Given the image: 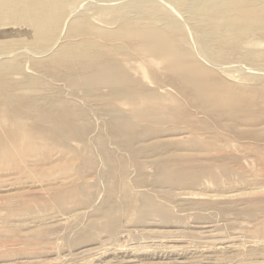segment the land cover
Returning <instances> with one entry per match:
<instances>
[{"label":"rangeland","instance_id":"1","mask_svg":"<svg viewBox=\"0 0 264 264\" xmlns=\"http://www.w3.org/2000/svg\"><path fill=\"white\" fill-rule=\"evenodd\" d=\"M201 1L0 0V264H264V0H235L245 19L225 8L231 22ZM22 6L37 20L16 24L34 29L6 21ZM190 61L250 110L184 116L196 110L167 80ZM141 91L167 99L138 108ZM225 113L219 123L240 120L239 142L207 123ZM183 161L216 180L165 184L161 166ZM150 200L169 217L133 209ZM35 211L57 218L19 223ZM35 233L45 238L26 241Z\"/></svg>","mask_w":264,"mask_h":264},{"label":"bare ground","instance_id":"2","mask_svg":"<svg viewBox=\"0 0 264 264\" xmlns=\"http://www.w3.org/2000/svg\"><path fill=\"white\" fill-rule=\"evenodd\" d=\"M238 1H240V0H238ZM238 1H235V0H205L204 2L206 3V5H208V6H213V7H217V4L216 3H219V4H221V8L220 9H222V10H219V12L222 14L221 16H222V18H224L226 21H228V22H231V21H236V20H238L236 17H234V16H230V15H228V16H225V8H228V11H231V9H233V12H235L236 13V15H237V17L238 18H240V19H245V17H244V12H243V8H242V6H239V7H234V4H236V2H238ZM253 0H249V2L251 3ZM193 2L195 3V4H201L203 1H201V0H193ZM210 4H212V5H210ZM233 7V8H232ZM214 10H216L215 8H213ZM20 11L23 13V15H24V18H16V19H14V18H7L6 19V21H10V22H12V24H10L11 25V27L12 28H22V27H26V28H28V27H31V28H35L34 26H28V25H26L25 23H22V25H20L19 26V24H16V21H24V22H26L27 24H30L31 22H33V21H35V20H37V16H30L29 14L31 13L30 12V10L29 9H26V6L24 7V6H22L21 7V9H20ZM19 19V20H18ZM152 39H156V40H159L158 38H156V37H153ZM82 40H75V41H73L74 43H79V42H81ZM150 43H153V42H150ZM16 49V52H18V53H20V54H22V53H24V47H17V48H15ZM6 52H1L0 51V57H2L4 54H5ZM7 54V53H6ZM99 68L101 69H103L104 68V71L105 70H108V69H112L113 71H115V72H117L118 73V71H119V69H118V67L114 64V63H107V64H104L103 65V67L102 66H99ZM172 68H175L176 70H177V72H176V74H175V76L173 77V78H170V79H168L167 80V82H168V84L170 83V85H172V87L174 88V90H175V93H176V96H178V95H180L182 98V100H183V98L188 102V104H189V106H191V108H193V109H195L196 110V113H192V112H189V111H185L184 112V116H186L187 118H195V116H202V114H205V112L206 111H208L209 110V108L210 109H212V108H214V107H220V108H224L226 111H228V109H230V108H232V107H236V106H239V107H242V110L244 111V110H250V109H247L246 108V106H245V104H244V102L243 101H241V99H238L237 97H238V95H239V91H237V90H232V89H230V90H227V91H224V89H223V84L220 82V81H217L216 79H214L213 77H212V72L211 71H209L207 68H205V67H203V66H201V65H199L198 63H191V61L190 62H185V63H180V64H174V66L172 67ZM171 68V69H172ZM187 70V71H186ZM139 100H140V102H142L140 105H136V104H134V106L135 107H138V108H145V105L146 104H151L152 102H158V103H164V102H161V101H159V100H151V99H167L165 96H161L158 92H154V93H146V92H143V91H141V93L139 94V96L137 97ZM137 100V99H136ZM178 100V99H177ZM179 101V100H178ZM166 102V101H165ZM241 105V106H240ZM262 109H264V106H263V108ZM224 116H229L228 115V113H225L222 117H220V118H218V119H212V120H207L208 122V124L210 125V126H213V128L214 129H216L217 130V132H223V133H228V135L229 136H231L232 137V139L234 140V141H237V142H239L242 138H243V136L245 137V132H238L237 131V127H239V124H240V120H237V119H229V120H227V121H225V124H221V123H219V120H223V117ZM136 116L135 115H132V116H126L125 114H121V115H119L118 117H117V120H114V121H117V122H122V124H125V123H128V124H133V118H135ZM71 126H72V124H70ZM249 140H256V138L255 137H253L252 136V138L251 139H249ZM254 142V141H253ZM251 145H253V144H251ZM255 145V144H254ZM260 146V145H259ZM248 148V147H247ZM246 148V149H247ZM257 148H258V146H257ZM250 149V148H249ZM253 149V148H252ZM254 149H255V147H254ZM255 150H257V149H255ZM264 151V150H263ZM253 152H255L254 150H253ZM256 153V152H255ZM254 153V154H255ZM256 155V154H255ZM262 155V154H261ZM264 155V154H263ZM91 157V156H90ZM250 157V156H249ZM165 158V157H164ZM231 158V157H230ZM260 158V157H259ZM93 159V158H92ZM91 159V160H92ZM95 160V159H94ZM93 160V161H94ZM95 161H97V160H95ZM89 162V161H88ZM258 162H260V160H258ZM172 163V162H171ZM90 164H91V162H90ZM168 163H164L162 166H161V168L162 169H165L166 170V176L167 177H165V176H163V178H160V179H162V181L166 184V183H168V184H173V183H175L176 182V184H179V185H192V184H194V183H196V182H198L201 178L202 179H206V178H208L209 177V180H211V182H214L215 180H216V178H215V174L213 173V172H211L210 170H209V172H206V171H208V169H201V168H197L198 166H197V163H195V162H185V161H183V162H178L175 166H173V168H171V167H169L168 165H167ZM229 164V163H228ZM203 165V164H202ZM236 165V164H235ZM229 166V165H228ZM231 166V165H230ZM90 167H91V165H90ZM254 167V166H253ZM93 168H94V166H93ZM256 169V168H255ZM102 170V169H101ZM107 170H109L108 168H107ZM111 170V169H110ZM238 170V169H237ZM94 171V170H93ZM240 171V170H239ZM255 171V170H254ZM257 171V170H256ZM255 171V172H256ZM259 171V170H258ZM261 171V170H260ZM96 172V171H95ZM228 172V171H227ZM264 172V171H263ZM106 173V172H105ZM229 173V172H228ZM173 175H175V176H173ZM227 175V174H226ZM260 175V174H259ZM258 175V177H260ZM263 175V174H262ZM113 176V175H112ZM174 177V181L175 182H173L172 180V178L170 179V177ZM263 177V176H262ZM261 177V178H262ZM114 179V178H113ZM220 179V178H219ZM228 179V178H227ZM229 180V179H228ZM259 180V179H258ZM263 180V179H262ZM122 182V181H121ZM210 182V181H209ZM86 183V182H85ZM226 183V182H225ZM224 183V184H225ZM246 183V182H245ZM262 183V182H261ZM87 184H88V182H87ZM209 184H211V183H209ZM223 184V185H224ZM78 185V184H77ZM101 185V184H100ZM188 185V186H189ZM203 185V184H202ZM205 185H206V183H205ZM79 186V185H78ZM81 186V185H80ZM103 187H104V185H102ZM118 186H120V184L118 185ZM255 186V185H254ZM93 187H94V185H93ZM114 187V186H113ZM132 187V186H131ZM130 187V188H131ZM134 187V186H133ZM212 187V186H211ZM253 187V186H252ZM61 188V187H60ZM95 188V187H94ZM100 188V187H99ZM240 188V187H239ZM105 189V188H104ZM188 189V188H187ZM187 189H186V191H187ZM217 189V188H216ZM229 189V188H228ZM235 189V188H234ZM244 189H245V187H244ZM84 190V189H83ZM130 190V189H129ZM133 190V189H132ZM164 190H166V189H164ZM188 190H190L191 191V189H188ZM209 190H210V188H209ZM219 190V189H218ZM225 190V189H224ZM237 190V189H236ZM242 190V189H241ZM62 191H63V188H62ZM86 191V190H85ZM91 191L92 190H90V191H88V192H90L91 193ZM98 191V190H97ZM136 191H137V189H136ZM145 191V190H144ZM152 191V190H151ZM189 191V192H190ZM199 191H202V190H199ZM198 191V192H199ZM210 191H213L212 189L210 190ZM232 191V190H231ZM239 191H240V189H239ZM238 191V192H239ZM245 191V190H244ZM251 191V190H250ZM255 191V190H254ZM66 193H67V195L66 196H68V197H74V195H76L77 194V192H78V189H76V187L74 186L73 188H71V189H67L66 191H65ZM64 192V193H65ZM83 193H84V191H82ZM87 192V191H86ZM191 192H193V191H191ZM196 193H197V191H195ZM218 192V191H217ZM221 192V191H220ZM89 193V194H90ZM95 193V192H94ZM134 193V192H133ZM149 193V192H148ZM195 193V194H196ZM202 193V192H201ZM210 193H212V192H210ZM58 194H60V192L58 193ZM122 194V193H121ZM124 194V193H123ZM147 194V193H146ZM151 194V193H150ZM168 194V193H167ZM218 194V193H217ZM91 195V194H90ZM212 195H214V194H212ZM230 195V194H229ZM245 195V194H244ZM62 196V197H61ZM60 197H58L55 201L58 203V204H62V202H64V200L63 199H65L64 198V196L63 195H61ZM136 196H138V195H136ZM169 196V195H168ZM55 197H56V195H55ZM133 198V197H132ZM158 198V197H157ZM156 198V199H157ZM221 198V197H220ZM76 199V198H75ZM74 199V200H75ZM117 199H118V197H117ZM155 199V198H154ZM71 200V199H70ZM69 200V201H70ZM136 200V199H135ZM22 201H23V199H22ZM73 201V200H72ZM126 201V200H125ZM156 201V200H155ZM23 202H25V201H23ZM25 204H30V203H25ZM24 204V205H25ZM32 204V203H31ZM125 204V203H124ZM142 204V203H141ZM169 204V203H168ZM251 204V203H250ZM33 206L35 205L34 203L32 204ZM19 206V205H18ZM22 206V205H21ZM130 206H132V205H129L128 203H126L125 204V209H126V207H130ZM15 207V206H14ZM17 207V206H16ZM29 207H31V206H29ZM124 207V206H123ZM214 207V206H213ZM1 208H3V206L1 207ZM26 208V207H25ZM25 208H24V210H25ZM255 208V207H254ZM121 209V208H120ZM119 209V210H120ZM124 209V208H123ZM134 210H139V213L140 214H142V216L145 214V216L147 215V216H149V215H154V214H160L161 216H165V217H169V211L167 210V208L164 206H159L158 204H156L154 201H152V200H150L149 202H147V204H145V205H141V207H135V208H133ZM132 209V210H133ZM258 209V208H257ZM2 210V209H1ZM13 210V209H12ZM17 210V209H16ZM30 210V209H29ZM253 210V209H252ZM7 211V210H6ZM15 211V210H14ZM12 212V215H14V213L15 212ZM21 211V210H20ZM110 211V209L108 210H106V212L108 213ZM11 212V211H10ZM9 212V213H10ZM111 212V211H110ZM129 212V211H128ZM133 212V211H132ZM18 213V212H17ZM32 213V216H28V217H23L21 220H19V223H20V221H21V223H22V225H30V224H34V223H44V221H47V220H49V219H54L56 216H54V217H50L49 215H46L45 213H40L39 211H35V212H31ZM6 214V213H5ZM4 215V214H3ZM10 215H11V213H10ZM11 215V216H12ZM61 215V214H60ZM7 216V215H6ZM5 216V217H6ZM59 216V215H58ZM108 216V215H107ZM141 216V217H142ZM146 216V217H147ZM158 216V215H157ZM4 217V218H5ZM31 217V218H30ZM61 217V216H60ZM57 218V217H56ZM62 218V217H61ZM6 219H8V218H6ZM16 219V218H15ZM65 219V218H64ZM135 219V218H134ZM144 219V218H143ZM11 220V219H10ZM165 220V219H164ZM51 221V220H50ZM1 222V221H0ZM157 222V221H156ZM1 223H3V222H1ZM5 224H11L13 227H15L16 229H19V226L17 225L18 223H14V222H10V221H7ZM56 224V223H55ZM114 224V223H113ZM195 224V223H194ZM194 224H193V227H195L194 226ZM198 224V223H197ZM207 224V223H206ZM40 225V224H39ZM1 226V225H0ZM42 226V225H41ZM190 226H192V225H190ZM3 227V226H2ZM23 227V226H22ZM107 227H109V226H107ZM152 227V226H151ZM177 227H179V226H177ZM28 228V227H27ZM147 228V227H146ZM145 228V229H146ZM162 228H164V227H162ZM168 228V227H167ZM191 228V227H190ZM196 228V227H195ZM198 228H199V226H198ZM201 228V227H200ZM203 228V227H202ZM201 228V229H202ZM28 229H31V228H28ZM152 229H154V228H152ZM185 229H187V228H185ZM192 229V228H191ZM207 229V228H206ZM211 229V228H210ZM260 229V228H259ZM10 230V229H9ZM9 230H8V232H9ZM20 230V229H19ZM11 231V230H10ZM24 231V230H23ZM27 231V230H26ZM166 231V230H165ZM189 231V230H188ZM193 231H194V229H193ZM199 231V230H198ZM201 231V230H200ZM204 232L206 231V230H203ZM208 231H210V230H208ZM207 231V232H208ZM5 232V231H4ZM3 232V233H4ZM25 232V231H24ZM54 232V231H53ZM112 232V231H111ZM116 232V231H115ZM197 232V231H196ZM207 232H206V234H207ZM213 232V231H212ZM2 233V232H1ZM10 233V232H9ZM81 233V232H80ZM114 233V232H113ZM254 233H255V231H254ZM258 233V232H257ZM16 234V233H15ZM19 235H20V233H18ZM115 234V233H114ZM209 234V233H208ZM27 235H29V234H27ZM86 235V234H85ZM4 236V235H3ZM9 236V235H8ZM52 236V235H51ZM13 238V237H12ZM43 239V238H45L44 237V235L43 234H37V233H35V234H30V236L29 237H27L26 239V241H28L29 243H31L32 242V240L33 239ZM258 238V237H257ZM16 239V238H15ZM54 239V238H53ZM6 240H7V238H6ZM71 240V239H70ZM10 241H12V240H10ZM10 241H9V243H10ZM34 241V240H33ZM263 241V240H262ZM67 242V241H66ZM163 242V241H162ZM161 242V243H162ZM13 243V242H12ZM15 243H16V241H15ZM35 243V242H34ZM37 243H38V241H37ZM69 243V242H68ZM259 243V242H258ZM257 243V244H258ZM5 244V243H4ZM71 244H72V242H71ZM155 244V243H154ZM163 244V243H162ZM15 245V244H14ZM28 245V244H27ZM27 245H26V247H27ZM37 245V244H36ZM76 245V244H75ZM159 246H160V244H158ZM158 245H156L157 247H158ZM219 245V244H218ZM221 245V244H220ZM224 245V244H223ZM222 245V246H223ZM226 245V244H225ZM20 246V245H19ZM32 246H34V244L32 245ZM69 246V245H68ZM91 246V245H90ZM166 246V245H165ZM214 246H215V244H214ZM229 246H232V245H230L229 244ZM251 246V245H250ZM24 247V246H23ZM89 247V246H88ZM167 247H168V245H167ZM184 247V246H183ZM225 247V246H224ZM228 247V246H227ZM71 248H72V246H71ZM87 248V247H86ZM169 248H171V247H169ZM185 248H186V246H185ZM189 247L187 246V249H188ZM218 248V247H217ZM21 249H23V248H21ZM20 249V250H21ZM26 249V248H25ZM25 249H23L24 251H25ZM34 249H38V248H34ZM85 249V248H84ZM174 249V248H173ZM172 248H171V250H173ZM178 249L180 250V247H178ZM184 249V248H183ZM224 249V248H223ZM228 249H229V247H228ZM30 250V249H29ZM39 250V249H38ZM75 250V249H74ZM82 250V249H81ZM155 250H156V248H155ZM160 250V249H159ZM158 250V251H159ZM168 250H170V249H168ZM230 250H231V248H230ZM31 251V250H30ZM77 251V250H76ZM107 251V250H106ZM194 251V250H193ZM225 251H226V248H225ZM21 252H22V250H21ZM78 252V251H77ZM76 252V253H77ZM128 252V251H127ZM160 252V251H159ZM164 252V251H163ZM163 252H161V253H163ZM182 252H183V250H182ZM186 252V251H185ZM226 252H229V250L228 251H226ZM231 252V251H230ZM27 253V252H26ZM73 253V252H72ZM75 253V252H74ZM103 253V252H102ZM104 253H105V251H104ZM156 253V252H155ZM176 253V252H175ZM181 253V252H180ZM210 253H211V251H210ZM213 253V252H212ZM223 253V252H222ZM233 253V252H232ZM68 254V253H67ZM154 254V253H153ZM173 254H174V252H173ZM182 254V253H181ZM187 254H188V252H187ZM24 255V254H23ZM96 255V254H95ZM158 255V254H157ZM25 256V255H24ZM97 256V255H96ZM103 256V255H102ZM142 256V255H141ZM153 256H156V255H153ZM172 256H174V255H172ZM176 256V255H175ZM183 256V255H182ZM32 257V256H31ZM76 257V256H75ZM151 257V256H150ZM181 257V256H180ZM184 258H185V254H184V256H183ZM182 257V258H183ZM25 258H26V256H25ZM25 258H23L24 260H26ZM153 258V257H152ZM168 258H169V256H168ZM175 258V257H174ZM32 258H30V260H31ZM127 259V258H126ZM176 259V258H175ZM19 260V259H18ZM23 260V261H24ZM28 260V259H27ZM125 260V259H124ZM130 260V259H129ZM171 260V259H170ZM174 260V259H173ZM172 260V261H173ZM177 260H178V258H177ZM189 260V259H188ZM2 261H4V260H2ZM6 261V260H5ZM4 261V262H5ZM21 261H22V259H21ZM180 261V260H179ZM186 261V260H185ZM8 262H10V261H8ZM27 262V261H26ZM28 262H30L29 260H28ZM158 262V261H157ZM163 262V261H162ZM174 262V261H173ZM1 263V262H0ZM32 263V262H31ZM133 263V262H132ZM149 263V262H148ZM158 263H160V262H158ZM73 264V263H72ZM90 264V263H89ZM152 264V263H151ZM154 264V263H153ZM162 264V263H161ZM164 264V263H163ZM168 264V263H167ZM172 264H174V263H172ZM177 264H184L183 262L182 263H177Z\"/></svg>","mask_w":264,"mask_h":264}]
</instances>
